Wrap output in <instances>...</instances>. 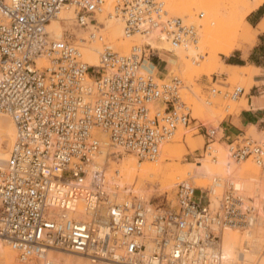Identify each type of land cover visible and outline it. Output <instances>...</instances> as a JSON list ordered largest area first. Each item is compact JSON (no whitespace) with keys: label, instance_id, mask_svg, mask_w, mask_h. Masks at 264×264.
I'll list each match as a JSON object with an SVG mask.
<instances>
[{"label":"built area","instance_id":"1","mask_svg":"<svg viewBox=\"0 0 264 264\" xmlns=\"http://www.w3.org/2000/svg\"><path fill=\"white\" fill-rule=\"evenodd\" d=\"M107 4V18L123 20L126 35L156 31L171 49L197 41L196 28L170 16L161 0H0V111L14 126L0 164V241L19 264L48 251L114 263L217 264L210 249L221 230L251 227L264 216L234 187L216 209L202 206L189 183L178 184L166 206L127 190L116 198L110 160H155L189 124L190 108L180 79L160 84L141 72L149 52L159 51L149 44L127 54L105 48L97 67L83 61L78 32L100 40L98 16ZM64 12L72 16L59 20L64 31L56 36L49 26ZM243 94L235 87L230 97ZM215 134L205 128V149ZM227 147L233 161L264 168V139L243 135Z\"/></svg>","mask_w":264,"mask_h":264},{"label":"bare ground","instance_id":"2","mask_svg":"<svg viewBox=\"0 0 264 264\" xmlns=\"http://www.w3.org/2000/svg\"><path fill=\"white\" fill-rule=\"evenodd\" d=\"M161 1H163V4L165 3L164 0H161ZM204 2L205 1H203L202 3ZM263 3H264V0H234V4H233L234 12L233 13L241 14L239 19L241 21L240 23L242 24L243 30H241V33H239L240 39L234 38L226 42H214L213 36L215 35L216 31L214 32L212 28L209 30L207 28L204 29L203 28L204 26L202 27L203 29L200 30L199 37L201 38L200 40L202 42L207 44L206 49L209 50L208 51L209 59L204 64L201 63L202 65L200 68L194 67L196 60H198L197 55L199 52L197 50V46L194 45V47H192V45H188L184 48L177 47L175 49H171V46L169 45V43L165 41L163 36L158 35L156 31L151 32L148 36H143L140 34L126 35V33H124V30H123L124 29L123 20H121L120 18L115 19L113 17L107 18V12H106L107 10H105L107 7L106 6L103 13L98 16V25L100 26L97 29H99V32H102L104 34L102 35L100 33V38H101L100 40L97 39L96 43L94 42L90 44L88 37L87 36L84 37L81 32L80 33L78 32V37L83 38L84 40L83 44L81 45L83 47L81 50L83 52V61L88 66L97 67L99 66V56L103 52V49L105 48L104 46H106V48H109V49L114 48L115 49L114 52H117V51L123 52L125 49H127L131 45L140 46L144 44H149L151 45V48L153 49H157L159 51L161 50L167 51L171 53V55L168 58V63L171 66L170 73H177V74L179 73L182 76V79L185 80L186 85L188 87L192 83L193 75L199 76L203 74L204 75L209 74L210 73L209 71H211L210 68H212L214 65L220 66L222 68V65L218 64L219 61L217 60V56L219 54L223 56H228L235 48H242V44H246L247 40H244V39L248 36V31H251V28L243 20L249 13H251L253 10L261 6ZM175 7H174L175 10H172V13H175L179 15L180 17L185 15L184 12H187L186 14H189L188 13L189 9L188 11L184 10L180 12L181 10L177 8L178 6L176 5ZM107 8H111V6ZM71 16L68 12L61 13L58 16V20L51 21L49 30L53 31L56 36H59L64 31V27L59 20L68 19V18H71ZM185 25L194 26L193 22L191 21H189ZM131 41H135L137 44H131L130 43ZM127 53H124V54H127ZM145 60L143 61L144 63L142 62L141 72L148 73L147 68L149 67H147ZM242 69L244 68H234L233 73L230 74V77L228 78V80L230 81L231 80H234V81L242 80L243 82L251 81L253 74L255 72V69L252 67L245 68L244 74L237 77V74L235 75V73ZM157 82L158 83L160 82V84H166L165 82L161 80H157ZM196 98H197V94H196ZM231 100H235V99H231ZM187 107H189V105ZM193 108H194L193 110H195L196 107H193ZM198 108L199 107H197V110H199ZM197 110L193 112L196 116H199L200 110L199 112ZM182 131H183L182 128H179L176 135L181 134ZM13 138H14V126L12 124V121L9 118V116H7L5 113L0 111V164H2L8 158V153H9V149L11 147ZM5 143H7L6 148L4 145ZM167 144L169 143H165L161 147L159 156L156 159L157 161L155 160L153 162L142 163V162H138L136 158H134L133 156H129V155H126L125 157H122L121 159H119L120 163L117 165L118 168L117 169L115 168V171H117L118 173L117 178L115 180V184L117 185V188H119L123 192L124 191L127 192L126 187L129 186L133 180H135L137 188H139V190H141V188L144 187L148 182L152 184V186H155L157 183H160L162 184L160 186H163L165 191H168L177 184L185 183L184 178L186 175L188 176L189 179H191V177L193 176H196V179H194L193 177L192 179L194 180L192 179L191 180L194 181V184L196 185L197 188H200L206 183V181L213 179L215 175H219V174L228 175V174H231V171H236L240 167L245 166L243 163V165L241 166L236 165V167L233 168L231 164L229 163V161H227V158L229 157L227 158L222 157V159L220 158L218 161L213 160L215 156L219 157L217 155V151H219L220 148H222L220 144L214 142L207 148V149L209 148L211 149L210 151L208 150L209 151L208 153L205 152L207 153L205 157L202 159H198L196 163H193V164L191 163V165H188L189 166L187 167L188 170L186 168L185 171H182L178 166L171 165V163L170 165L163 167L162 163L165 162L166 160L172 161L173 159H179L181 155L187 151V149H193L195 146L193 139L184 141V144L179 149L178 148L171 149L168 147ZM207 149H205V151H207ZM213 153L214 154L216 153V154L213 155ZM110 173H113V170H110ZM217 179L218 178H215V180ZM215 184L216 186L220 185L219 183H215ZM233 185H234L235 190L240 191L237 193L241 194V189H242L241 187H244V186H241L240 183L233 184ZM135 188L136 187H134V191H135ZM251 192L257 193L255 197H258L257 202H255V204H252L251 207H253L254 210H259L258 208L262 210V207L264 208V191L259 192V189L257 190L256 188H251ZM243 195L245 194L243 193ZM124 196L125 194H122V192L119 191L116 198L119 200H122ZM258 199H261V200L259 201ZM261 212L262 211H260V213ZM262 221L263 220H260V223H259V225H261L262 228H258L257 227L259 226L258 224H253L251 227H245L244 229L247 230V232L246 234L243 235L244 239H243V236H240V234L238 235V232L234 231L232 228L227 227V228L222 229L220 236H219V241L217 242V244H215V246H213L210 249V252L212 253V255L217 259L216 261L217 264H264V256L257 257L256 255L255 257L254 253H253L254 256L252 255L248 256L247 255L248 251L246 250V246L248 243L252 247L251 253L249 252L250 254H252L253 251L256 253L259 251L260 249L259 244L262 243V237L264 235V224ZM241 241H243L242 243L245 248L242 252H239L237 251V248ZM49 254H50V251H48L43 257L32 258L25 264H61V263L54 262L56 261L55 260L56 258L53 260L51 258V255ZM15 257H16L15 252L11 251L6 243H4L3 241H0V264H17ZM57 261L59 262V260ZM65 261H66L65 264L73 263L71 259L65 260ZM74 263L81 264L77 261L76 262L74 261ZM120 264H129V263L123 262Z\"/></svg>","mask_w":264,"mask_h":264},{"label":"rangeland","instance_id":"3","mask_svg":"<svg viewBox=\"0 0 264 264\" xmlns=\"http://www.w3.org/2000/svg\"><path fill=\"white\" fill-rule=\"evenodd\" d=\"M205 1L204 3H202ZM163 2V1H162ZM164 9L169 13V15L173 17H177L182 19L183 23L186 24L189 21L193 22L194 27H196L197 30V41L195 44H190L192 47L197 46L198 50V60H196L195 63V68H200L202 64H204L208 59H209V54L206 48L207 44L202 42L199 37V32L201 29H211L216 33L213 36V41L214 42H226L230 41L234 38L240 39V34L241 30H243L242 24L240 23V13L236 14L233 13V4L234 0H164ZM181 4H180V3ZM178 6L182 12L184 10L189 9L188 13L184 12L185 15L180 17L179 15L172 13V10H175L174 7ZM179 3V4H178ZM231 3V4H230ZM264 4V3H263ZM262 4V5H263ZM181 8H180V6ZM109 7V5H106ZM107 14L111 12V8H107ZM173 8V9H172ZM176 8V7H175ZM206 10V11H205ZM203 12V13H202ZM183 13V14H184ZM246 18V17H245ZM245 22V19L243 20ZM239 22V23H238ZM202 24V25H200ZM214 26H213V25ZM239 25V26H238ZM204 26V27H203ZM241 26V28H240ZM203 27V28H202ZM235 28V30H234ZM238 28V29H236ZM257 30L258 29H253L251 31H248V36L244 39L247 40L245 46L251 47L254 42H255V37L257 35ZM212 31V32H213ZM237 32V33H236ZM82 35L84 37H88L89 31H81ZM100 33L104 35L102 32H99V29H97V34L100 36ZM109 33V32H108ZM108 35V34H107ZM110 35V34H109ZM239 35V36H238ZM252 37H251V36ZM106 36V35H105ZM89 40V39H88ZM97 41V39H96ZM90 44L92 42L89 40ZM96 43V42H95ZM131 44H137L135 41H131ZM201 43V44H200ZM203 43V44H202ZM130 44V45H131ZM139 45V44H138ZM142 46V45H140ZM106 48V46H104ZM133 45L125 49L124 51H117L118 53H127L131 50ZM104 48V49H105ZM184 48V47H183ZM103 49V51H104ZM113 52L115 51L114 48H110ZM196 49V48H194ZM203 50V51H202ZM235 51V50H234ZM167 51H150L148 54V57L145 60V63L147 65V71L148 73L152 74L157 80H161L168 84L172 78L176 77L182 81V90L180 92V98L181 101L184 102L187 106L189 105L190 108V121L189 124L186 127H180L182 128V132L179 135H176L171 139L168 147L171 149H179L183 144L184 141L193 139L194 141V148L193 149H187V151L181 155L179 159H173L171 160H166L165 162L162 163V166H168L170 165H176L178 166L182 171H185L188 165H191V163H196L198 159H202L205 157V155L210 151L211 148L207 149L205 151V147L207 144V137L204 135L205 128L207 129H215L216 134L213 139V143H218L221 145L222 148H220V152L217 151V156L213 158V160L218 161L220 158H227V144L221 143L219 139L221 138V131L219 129L220 124L222 121L229 115H234L238 113L241 109L246 108L245 106V101H244V95H246L250 88L254 85L253 79L251 81L243 82L242 80H228L230 77V74L233 73L225 71L222 69L220 66L214 65L209 71V74L206 75H193L192 77V83L190 86L187 87L186 82L184 79H182V76L178 73H170L171 66L168 63V58L171 55V53ZM203 52V53H202ZM159 54L160 59H157V56L155 54ZM222 57L223 55L219 54L217 56V60L219 61L218 64L222 65ZM199 61V62H198ZM144 63V62H143ZM150 63H153L156 65V67H153ZM200 63V64H199ZM202 63V64H201ZM158 64V65H157ZM158 66V67H157ZM220 67V68H219ZM213 72V73H211ZM245 68L242 70H239L235 73L237 74V77L240 75L244 74ZM168 73V74H167ZM213 76H216L217 81L215 84H213ZM239 79V78H238ZM234 81V82H233ZM251 82V83H249ZM160 83V82H159ZM235 87H241L244 89V94L242 97H237L235 100L230 99V94L233 91ZM214 88L215 92L211 93L210 89ZM247 90V92H246ZM190 93V94H189ZM197 94V98H196ZM186 98V99H185ZM187 100V101H186ZM188 102V103H187ZM199 102V103H198ZM198 105V106H197ZM201 106V107H200ZM196 107L195 110H197V107H199L197 110L199 112V116H196L194 114L193 110ZM203 107V108H202ZM210 107V108H209ZM246 136L251 137L252 139L256 140H263L264 139V132L260 134H255L254 130H249L246 133ZM5 148L7 143L4 144ZM209 150V151H208ZM207 152V153H205ZM222 152V153H221ZM216 154V153H215ZM213 153V155H215ZM222 154V155H220ZM225 154V155H223ZM212 155V154H211ZM126 154H123L122 157H125ZM159 156V155H158ZM158 156L155 158V160L158 158ZM121 159V158H120ZM153 160V161H155ZM115 161V162H114ZM110 160L109 162V168L110 170H115V168H118V164L120 163L119 160ZM138 161V160H137ZM153 161H148V160H142L138 162H153ZM157 161V160H156ZM227 161L231 164V166L234 168L236 165H244L243 167H240L236 171H231V174H222V175H215L213 179H210L206 181V183L201 186L200 188H197L196 185L194 184V179H196V176L191 177V179L188 178L186 175L184 178L185 183L191 184L194 188H196L195 191V196L194 198L196 200L201 198V205H207L208 201L210 202V209H216L219 205V201L221 200L223 194L225 192H228L230 188L234 187L233 184H241V194L244 200L246 199L245 203L248 206H252V204H255L257 202V198L255 197L257 193H252L251 188H256L257 190L259 189L260 191H264V168H260L256 166L251 160H247L244 162H237L233 161L230 158H227ZM167 164V165H166ZM186 165V166H185ZM188 170V168H187ZM186 170V171H187ZM198 178V177H197ZM215 178H218L215 180ZM215 180V181H214ZM192 181V182H191ZM237 182V183H236ZM215 183H219V186H216ZM253 183V184H252ZM162 184L157 183L155 186H152V184L148 183L139 190L137 188L135 180L132 181V183L126 187L127 191H131L132 196H136L138 198H141L145 202H149L153 207L156 206H166L165 199L167 198L168 203H173L174 198H175V192H176V187L175 185L172 189L165 191L163 186H160ZM258 185V186H257ZM254 186V187H253ZM134 187L135 191H134ZM163 187V188H162ZM259 187V188H258ZM150 188V189H149ZM138 189V190H137ZM118 190L122 192V194L127 195V192L121 191L119 188ZM142 191V192H141ZM245 195H243V193ZM140 192V193H138ZM240 192V191H238ZM246 192V193H245ZM136 194V195H135ZM260 195V194H259ZM260 197V196H259ZM262 198V197H261ZM259 201L261 199H258ZM217 201V202H216ZM259 214L262 215V212L260 213V208H258ZM264 224V216H261ZM259 225V224H258ZM258 228H262L261 225L257 226ZM234 231L238 232V235L243 236L246 234L247 230L245 229H236L232 228ZM244 239V236H243ZM242 239V240H243ZM241 241L239 243V246L237 248V251L242 252L244 250V245ZM259 251L252 252V247L250 244L247 243L246 250L248 251L247 255L249 256H254L253 253L255 254V257L257 255L263 257L264 256V235L262 237V243L259 244ZM250 252V253H249ZM72 254V255H71ZM51 258L56 261L57 263L65 264V260H72V264H75L74 261L79 262L81 264H120V263H114L106 260H95L92 261L89 258L66 252V251H52L50 252ZM16 260V257H15ZM59 260V262L57 261ZM61 261V262H60ZM17 262V260H16ZM18 264V262H17Z\"/></svg>","mask_w":264,"mask_h":264},{"label":"crops","instance_id":"4","mask_svg":"<svg viewBox=\"0 0 264 264\" xmlns=\"http://www.w3.org/2000/svg\"><path fill=\"white\" fill-rule=\"evenodd\" d=\"M245 23L251 30L258 29L255 42L249 49L242 44V48H235L228 56H223L222 69L230 74L234 68L252 67L255 69L254 85L244 95L246 108L227 116L219 126L222 135L219 141L227 145L251 129L255 134L264 132V4L249 13Z\"/></svg>","mask_w":264,"mask_h":264}]
</instances>
